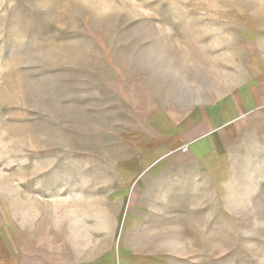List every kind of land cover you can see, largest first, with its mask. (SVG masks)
Returning a JSON list of instances; mask_svg holds the SVG:
<instances>
[{"label": "rangeland", "instance_id": "rangeland-1", "mask_svg": "<svg viewBox=\"0 0 264 264\" xmlns=\"http://www.w3.org/2000/svg\"><path fill=\"white\" fill-rule=\"evenodd\" d=\"M245 16L264 0H0L1 217L39 231L102 216L130 132L234 85ZM209 199L192 196V220H149L155 264H264V145L235 155Z\"/></svg>", "mask_w": 264, "mask_h": 264}, {"label": "crops", "instance_id": "crops-1", "mask_svg": "<svg viewBox=\"0 0 264 264\" xmlns=\"http://www.w3.org/2000/svg\"><path fill=\"white\" fill-rule=\"evenodd\" d=\"M235 40L234 85L181 114L153 113L126 137L124 161L109 164L97 192L101 217L77 209L38 231L0 213V264H155L142 239L150 219L192 220L203 191L223 201L233 157L264 145V16L240 18Z\"/></svg>", "mask_w": 264, "mask_h": 264}]
</instances>
